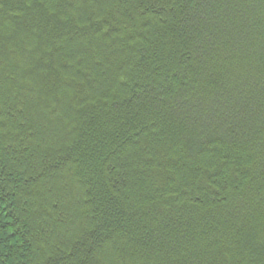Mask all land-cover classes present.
<instances>
[{"label": "trees", "instance_id": "obj_1", "mask_svg": "<svg viewBox=\"0 0 264 264\" xmlns=\"http://www.w3.org/2000/svg\"><path fill=\"white\" fill-rule=\"evenodd\" d=\"M0 264H264V0H0Z\"/></svg>", "mask_w": 264, "mask_h": 264}]
</instances>
